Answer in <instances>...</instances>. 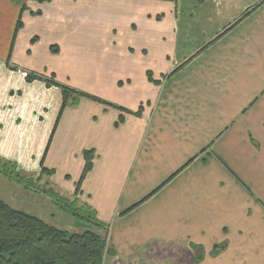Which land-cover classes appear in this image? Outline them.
I'll return each instance as SVG.
<instances>
[{
	"label": "crops",
	"instance_id": "0c3cea01",
	"mask_svg": "<svg viewBox=\"0 0 264 264\" xmlns=\"http://www.w3.org/2000/svg\"><path fill=\"white\" fill-rule=\"evenodd\" d=\"M260 1L29 0L14 35L0 0V157L73 199L93 150L76 200L110 224L109 263L264 264V3L235 23ZM62 66L141 115L82 98L56 121L61 91L20 69Z\"/></svg>",
	"mask_w": 264,
	"mask_h": 264
},
{
	"label": "trees",
	"instance_id": "16d2710c",
	"mask_svg": "<svg viewBox=\"0 0 264 264\" xmlns=\"http://www.w3.org/2000/svg\"><path fill=\"white\" fill-rule=\"evenodd\" d=\"M13 1V0H12ZM37 3H49L51 0H32ZM264 0L248 8L236 21L239 22L257 7ZM26 10V5L22 4L19 7V16L17 17L14 35L21 28V13ZM39 14L38 12L36 13ZM234 25V23H233ZM227 28L225 31H227ZM32 41H35L33 39ZM57 46H51V52H58ZM5 66L10 71H19L15 65H11L9 59L5 61ZM25 75L26 82L40 81L47 87H56L61 91L62 101L56 121H58L60 113L69 105H75L82 98L102 104L106 107H111L124 111L117 106L107 103L99 98L88 95L83 92L76 91L67 86L61 85L55 79L44 77L33 72L22 71ZM147 79L151 82L152 75L147 72ZM128 114L140 116L142 107L135 112L124 111ZM123 118L120 117L115 124L118 126L122 123ZM45 155V153H44ZM94 157L93 150H85L83 152L84 167L80 180L76 184L75 194L71 202L57 195L54 201L58 203L59 199L68 202L73 207L74 212L71 214L80 220H83L89 225V229L82 232H68L58 229L45 223L43 220L32 214H27L18 209L10 207L8 204L0 200V264H104V252L106 240L101 237L98 230L103 228V224L94 216V213L85 205H80L76 200V195L79 192V187L84 179L85 174L92 167ZM43 162H41L42 164ZM54 174L53 170L41 168L39 175L35 177L36 181L40 180L43 175L48 177ZM0 175L7 180L19 183H28L32 176L25 177L14 162L8 161L0 157ZM48 193L54 192L49 187ZM45 191V192H46ZM61 208L65 209L64 206ZM202 258L201 254L197 255L195 262Z\"/></svg>",
	"mask_w": 264,
	"mask_h": 264
},
{
	"label": "rangeland",
	"instance_id": "374dc122",
	"mask_svg": "<svg viewBox=\"0 0 264 264\" xmlns=\"http://www.w3.org/2000/svg\"><path fill=\"white\" fill-rule=\"evenodd\" d=\"M7 1L12 7L18 10L22 4L26 5V2L29 0H13V1L7 0ZM26 10H27V6H26ZM14 19L17 20V14H15ZM5 24L9 27V24L7 23ZM4 31L5 30L0 27V34H3ZM2 37L3 35H0V40L2 39ZM9 40L10 38L7 39V42ZM9 47H10V44L8 45V47H5L4 42L2 44V42L0 41V53L2 55L8 54ZM17 49L18 47L15 46V48L13 49L12 58L15 57V54L17 53ZM57 49H59V47ZM51 53L56 54L57 52L55 53L51 52ZM39 58H40L39 59L40 64L45 63L46 60L42 59V56H40ZM21 60H25V58L16 56L17 62H20ZM82 65L85 66V64H82ZM50 72H54L56 76L53 77L52 73ZM41 73L43 75L45 74L42 71V68H41ZM47 73L49 75L47 78L53 77L57 83L67 86L71 89H74V88L86 89L85 84H88V81L86 79H82L80 77L81 72L76 73V74H79V76H76V78H69L68 76L64 75V73H68V70L63 66L61 67V69H57L54 67V71H48ZM68 83H70V85ZM74 90L86 93L81 90H77V89H74ZM88 95H91L97 98V96L95 95H92V94H88ZM14 163L16 164V161H14ZM28 175L29 174H25L24 176L25 177L32 176V177L30 181L26 184L7 180L0 175V200L5 202L12 208L18 209L27 214H32L34 216H37L38 218L43 220L45 223L51 226H54L58 229H61V230L75 233V232H82V231L89 229L88 224H86L83 220H80L79 218H76L75 216L71 214L72 212H74V210H73V207H71L68 202H65L62 199H59L58 203L54 201V197H56L57 195H60V197H63L61 196L63 195V193L58 192L56 189H54L51 186V184L49 183V177L47 175H43L41 179L38 181H36L35 179V177L38 174L37 175L31 174L29 176ZM49 187L54 190V192H52L53 195H51V193H48L49 191H46L47 189H49ZM63 198L69 200V202H71L72 200V197H68V196H65ZM145 199H148V198H143L141 202L144 201ZM83 205L87 206L86 204H83ZM61 206H64L65 209L61 208ZM90 210L94 213V216L96 218L95 211L92 208H90ZM111 231L112 230H111L110 224H103V228L101 230H98V233L101 235V237H103L106 240V247H105V252H104V264H112L111 262L110 263L107 262L108 254L111 252L110 251L111 247L109 246L110 241H111ZM153 258L155 261L149 262L144 257L143 258L138 257L137 260L139 263H136V264H175V261L172 263V262H169L168 260L157 259L155 256H153ZM195 258H197V255L193 256L194 260ZM133 259L136 261L135 258ZM158 260H161V261H158ZM162 260H164V263L162 262ZM124 263L125 262L121 261L118 264H124ZM128 263L132 264L130 262ZM114 264H117V263H114Z\"/></svg>",
	"mask_w": 264,
	"mask_h": 264
}]
</instances>
